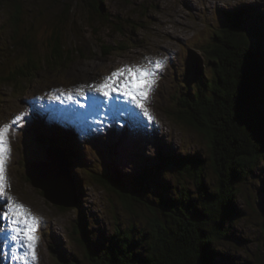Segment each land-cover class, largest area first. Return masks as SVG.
I'll use <instances>...</instances> for the list:
<instances>
[{
  "label": "rangeland",
  "instance_id": "1",
  "mask_svg": "<svg viewBox=\"0 0 264 264\" xmlns=\"http://www.w3.org/2000/svg\"><path fill=\"white\" fill-rule=\"evenodd\" d=\"M20 1L15 30L10 19L12 1L0 0V126L24 116L15 126L14 137L10 136L6 192L41 222L35 233L38 259L21 262L23 247L10 240L6 221L0 219V264H91L77 239L86 240L96 253L115 228L131 224L142 228L148 216L139 204L125 210L115 193L91 181V171L121 173L131 179L145 169L155 172L162 151L167 157L198 158L203 183L208 190L215 189L207 139L178 117L179 98L195 84L189 57L193 55L198 67L211 73L200 47L211 42L213 32L224 25V15L237 9L256 11L261 19L255 24L260 29L264 0H101V13L90 10L89 0ZM246 20L253 27L254 20L247 16ZM56 29L65 53L71 52L63 62H55L57 67L46 59ZM119 44L125 50L104 54L106 45L116 48ZM27 45L39 69L30 77L5 81L2 77L25 64ZM157 60L163 61V67L145 105L151 121L142 109L125 103L127 98L114 93L103 101L94 92L92 86L119 68L146 67ZM124 79L119 77L120 82ZM69 94L72 100L66 99ZM45 137L78 145V159L71 161L80 192L77 207L51 203L27 176L31 162L47 159L50 146L40 140ZM154 181L164 197L175 194L178 187L193 196L198 193L195 181L174 166L164 167ZM148 187L156 188L153 183ZM149 199L153 200L152 193ZM232 206L236 214L223 225L226 236L213 243V264H264V218L259 213L264 209V158L240 185ZM6 207L0 198V208ZM78 226L81 229L74 233ZM48 239L58 248L57 258L50 254Z\"/></svg>",
  "mask_w": 264,
  "mask_h": 264
},
{
  "label": "trees",
  "instance_id": "2",
  "mask_svg": "<svg viewBox=\"0 0 264 264\" xmlns=\"http://www.w3.org/2000/svg\"><path fill=\"white\" fill-rule=\"evenodd\" d=\"M11 1L10 19L16 30L21 1ZM88 5L92 12L101 13V0H89ZM246 16L254 20L253 27L246 25ZM224 17L226 22L213 32L211 42L200 47L211 73L203 72L190 55L195 84L178 100L179 119L208 141L217 181L215 189L208 190L203 183L202 162L198 158L167 157L162 151L157 155L160 162L154 167L155 172L145 169L131 179L121 173L108 175L91 171V181L115 193L125 210L131 211L136 204L148 210L142 228L136 229L134 224L115 228L96 253L86 240L77 239L91 264H213L216 256L213 243L227 234L223 225L236 214L232 205L239 187L264 158V24L260 29L255 24L261 17L254 10L241 8ZM50 46V55L46 56L50 64L63 62L71 54L65 53L57 29L50 37ZM26 47L25 64L2 77L5 81L30 77L33 70L39 69L37 60L31 56L33 49ZM123 50V44L116 48L106 45L104 54ZM40 140L47 146H62L72 172L75 164L71 161L78 159L75 149L78 145L68 146L66 140L62 142L55 137ZM171 166L195 181L197 195L178 187L175 194L163 196L154 178L164 167ZM150 183L155 185L154 191L149 189ZM76 187L78 190L77 184ZM79 229L81 226L74 233ZM47 241L50 254L57 258L58 248Z\"/></svg>",
  "mask_w": 264,
  "mask_h": 264
},
{
  "label": "snow or ice",
  "instance_id": "3",
  "mask_svg": "<svg viewBox=\"0 0 264 264\" xmlns=\"http://www.w3.org/2000/svg\"><path fill=\"white\" fill-rule=\"evenodd\" d=\"M163 61L157 60L155 65L149 61L148 66H126L111 73L104 78V82L92 86L95 93H99L105 100L111 99L114 93L125 99V103L133 104L136 108L142 109L143 116L149 121L153 119L145 105L149 102L151 92L154 90L158 71L162 69ZM125 76L120 82L119 77ZM79 94H82L78 90ZM66 99L72 100V95H67ZM100 103H103L101 101ZM23 114L13 118L11 124L0 126V198H4L6 209L0 208V219L6 221V228L10 230L11 241L20 243L23 247V254L19 257L21 262H26L28 258L35 262L38 257L36 248L38 238L35 235L40 224V218L33 215L30 210L22 204L17 203L11 195L6 192V159L10 156V136L14 137L16 125L22 122ZM15 251V249H14Z\"/></svg>",
  "mask_w": 264,
  "mask_h": 264
},
{
  "label": "water",
  "instance_id": "4",
  "mask_svg": "<svg viewBox=\"0 0 264 264\" xmlns=\"http://www.w3.org/2000/svg\"><path fill=\"white\" fill-rule=\"evenodd\" d=\"M46 153V160L33 161L28 167L27 176L31 184L40 189L51 203L63 208L77 207L79 193L65 150L61 146H50ZM259 213L264 218L263 208Z\"/></svg>",
  "mask_w": 264,
  "mask_h": 264
},
{
  "label": "bare ground",
  "instance_id": "5",
  "mask_svg": "<svg viewBox=\"0 0 264 264\" xmlns=\"http://www.w3.org/2000/svg\"><path fill=\"white\" fill-rule=\"evenodd\" d=\"M115 94H117V93H115ZM97 97H98V98H101L103 101H106L105 98H104L103 96H101V95L99 96V95L97 94Z\"/></svg>",
  "mask_w": 264,
  "mask_h": 264
}]
</instances>
